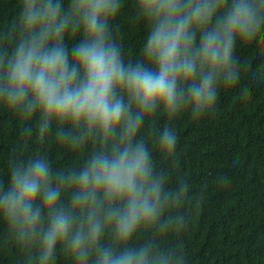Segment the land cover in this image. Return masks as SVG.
<instances>
[{
  "label": "clouds",
  "instance_id": "1",
  "mask_svg": "<svg viewBox=\"0 0 264 264\" xmlns=\"http://www.w3.org/2000/svg\"><path fill=\"white\" fill-rule=\"evenodd\" d=\"M124 7L18 0L0 30V110L19 134L0 178V246L17 264H188L182 237L208 183L177 168V120L212 119L222 88L239 86L243 103L264 84V0H133L136 59L117 38ZM238 45H255L251 63Z\"/></svg>",
  "mask_w": 264,
  "mask_h": 264
},
{
  "label": "trees",
  "instance_id": "2",
  "mask_svg": "<svg viewBox=\"0 0 264 264\" xmlns=\"http://www.w3.org/2000/svg\"><path fill=\"white\" fill-rule=\"evenodd\" d=\"M132 2L125 0L115 21L128 59L138 58L144 43L143 26L132 19ZM17 7L18 0H0V30L8 26ZM238 51L245 63L257 55L255 45H238ZM247 75L242 74L240 86L247 82ZM239 90V86L221 89L214 118L193 123L184 114L176 123L180 174L190 177L197 189L202 182L208 183L204 202L191 213L189 229L182 237L188 264H264V84L255 85L243 103ZM160 122L156 121L157 128ZM18 136L17 122L0 110V178L7 174V158ZM48 150L57 154L54 164H65L68 154L55 141ZM221 172L231 181L226 187L215 184ZM3 227L0 223V230ZM17 260L14 249L0 246V264H17Z\"/></svg>",
  "mask_w": 264,
  "mask_h": 264
}]
</instances>
